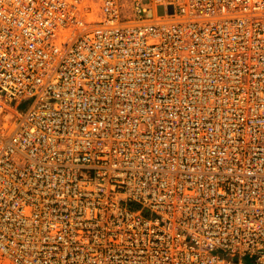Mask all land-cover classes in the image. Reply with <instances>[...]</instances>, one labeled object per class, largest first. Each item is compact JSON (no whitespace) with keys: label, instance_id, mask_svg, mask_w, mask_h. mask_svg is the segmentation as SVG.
Here are the masks:
<instances>
[{"label":"built area","instance_id":"built-area-1","mask_svg":"<svg viewBox=\"0 0 264 264\" xmlns=\"http://www.w3.org/2000/svg\"><path fill=\"white\" fill-rule=\"evenodd\" d=\"M0 255L264 264V0H0Z\"/></svg>","mask_w":264,"mask_h":264},{"label":"rangeland","instance_id":"rangeland-1","mask_svg":"<svg viewBox=\"0 0 264 264\" xmlns=\"http://www.w3.org/2000/svg\"><path fill=\"white\" fill-rule=\"evenodd\" d=\"M148 1V0H145ZM0 264H11L7 259L0 255Z\"/></svg>","mask_w":264,"mask_h":264}]
</instances>
